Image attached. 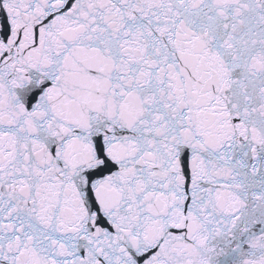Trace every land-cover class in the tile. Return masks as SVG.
I'll list each match as a JSON object with an SVG mask.
<instances>
[{"label":"snow or ice","instance_id":"6c2138e0","mask_svg":"<svg viewBox=\"0 0 264 264\" xmlns=\"http://www.w3.org/2000/svg\"><path fill=\"white\" fill-rule=\"evenodd\" d=\"M0 264H264V0H0Z\"/></svg>","mask_w":264,"mask_h":264}]
</instances>
